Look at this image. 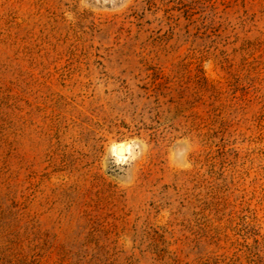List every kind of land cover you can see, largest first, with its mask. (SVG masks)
<instances>
[{
	"label": "rangeland",
	"instance_id": "1",
	"mask_svg": "<svg viewBox=\"0 0 264 264\" xmlns=\"http://www.w3.org/2000/svg\"><path fill=\"white\" fill-rule=\"evenodd\" d=\"M0 264H264V0H0Z\"/></svg>",
	"mask_w": 264,
	"mask_h": 264
}]
</instances>
